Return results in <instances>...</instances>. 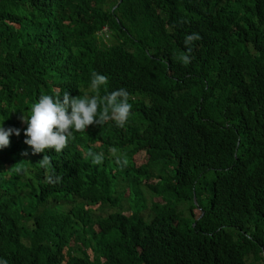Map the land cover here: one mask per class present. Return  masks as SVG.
I'll return each instance as SVG.
<instances>
[{
    "label": "trees",
    "instance_id": "16d2710c",
    "mask_svg": "<svg viewBox=\"0 0 264 264\" xmlns=\"http://www.w3.org/2000/svg\"><path fill=\"white\" fill-rule=\"evenodd\" d=\"M121 87L124 127L31 154L20 116L41 94ZM2 124L21 129L0 150L8 264H264V0H0Z\"/></svg>",
    "mask_w": 264,
    "mask_h": 264
},
{
    "label": "clouds",
    "instance_id": "9594fccd",
    "mask_svg": "<svg viewBox=\"0 0 264 264\" xmlns=\"http://www.w3.org/2000/svg\"><path fill=\"white\" fill-rule=\"evenodd\" d=\"M200 38L199 33L186 35L185 46L188 51L180 57L185 65L190 63L191 46ZM107 80L106 75L94 71L91 74V88L99 89L107 83ZM131 99V94L123 87L113 90L103 97L95 95L84 98L72 97L67 91L56 96L41 94L38 102L31 107L30 115L20 116L21 122L26 125L23 130L24 143L32 149V155L44 153L47 150H55L56 153H60L74 138L76 132L86 131L90 125L95 124L103 127L106 122L111 120L118 127H124L132 110V104L129 102ZM100 106L103 107V110L98 114ZM13 134L17 137L20 136L21 129L5 128L3 124L0 125V150L10 146V137ZM112 151L116 150L112 149ZM22 155L27 156L29 153L24 152ZM87 155L96 165L101 164L105 158L103 152L96 153L92 150H89ZM116 163L124 167L127 165V160L117 157ZM38 164L47 169L52 164L51 156L44 155ZM14 168L17 173L27 171L22 169L19 163ZM60 179L59 176H56L55 180L52 176H48L47 182H58ZM0 264H8V261L0 259Z\"/></svg>",
    "mask_w": 264,
    "mask_h": 264
},
{
    "label": "rangeland",
    "instance_id": "374dc122",
    "mask_svg": "<svg viewBox=\"0 0 264 264\" xmlns=\"http://www.w3.org/2000/svg\"><path fill=\"white\" fill-rule=\"evenodd\" d=\"M104 29H106V27H104ZM155 173H156V171H154ZM114 175H116V174H114ZM115 178H116V176H114ZM209 178H211V176H209ZM118 178H116V180H117ZM113 181V180H112ZM122 182H123V180H120L119 179V181H118V184H115L114 182H113V185H114V189H116V188H118V187H121V185H122ZM121 194H122V192H121ZM195 203H196V201H194ZM195 211L197 212V209H195Z\"/></svg>",
    "mask_w": 264,
    "mask_h": 264
}]
</instances>
